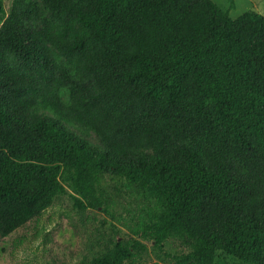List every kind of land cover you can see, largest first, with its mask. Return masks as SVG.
<instances>
[{
    "label": "trees",
    "instance_id": "16d2710c",
    "mask_svg": "<svg viewBox=\"0 0 264 264\" xmlns=\"http://www.w3.org/2000/svg\"><path fill=\"white\" fill-rule=\"evenodd\" d=\"M41 1L16 0L0 25V235L41 214L63 180L77 207L96 206L108 173L151 183L154 245L179 233L182 260L213 264L222 250L264 264V14L231 17L213 0ZM145 247L117 241L81 264H125Z\"/></svg>",
    "mask_w": 264,
    "mask_h": 264
},
{
    "label": "rangeland",
    "instance_id": "374dc122",
    "mask_svg": "<svg viewBox=\"0 0 264 264\" xmlns=\"http://www.w3.org/2000/svg\"><path fill=\"white\" fill-rule=\"evenodd\" d=\"M4 11L0 25L16 0H1ZM231 17L246 10L264 14V0H213ZM42 5L43 2L39 0ZM49 13V11H48ZM80 29L86 28L78 23ZM64 101H70V90L60 91ZM79 136L93 144L104 146L93 129L69 123ZM65 192L57 194L51 205L33 216L8 235H0V264H81L112 249L117 241L140 239L146 247L125 264L162 262L164 264H198L192 258L182 260L189 251L185 237L174 233L162 246L149 241L152 223L159 213L158 199L151 183L130 182L125 177L101 173L96 182L100 203L79 208L74 195H79L68 181ZM213 264H254L237 255L218 250Z\"/></svg>",
    "mask_w": 264,
    "mask_h": 264
}]
</instances>
